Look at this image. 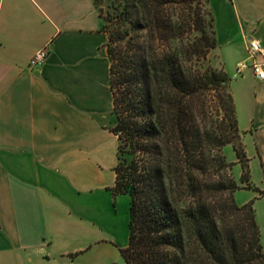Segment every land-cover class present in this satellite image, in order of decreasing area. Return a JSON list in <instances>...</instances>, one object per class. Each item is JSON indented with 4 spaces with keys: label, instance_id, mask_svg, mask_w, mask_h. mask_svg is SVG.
<instances>
[{
    "label": "crops",
    "instance_id": "0c3cea01",
    "mask_svg": "<svg viewBox=\"0 0 264 264\" xmlns=\"http://www.w3.org/2000/svg\"><path fill=\"white\" fill-rule=\"evenodd\" d=\"M208 5L251 181L255 170L260 174L257 191L238 190L234 199L252 201L257 216L264 201V80L249 70L234 78V70L246 59L248 37L264 47V0ZM103 26L94 0H0V264L122 259L130 199L111 191L117 139L102 123L112 117ZM46 44V59L29 68Z\"/></svg>",
    "mask_w": 264,
    "mask_h": 264
},
{
    "label": "trees",
    "instance_id": "16d2710c",
    "mask_svg": "<svg viewBox=\"0 0 264 264\" xmlns=\"http://www.w3.org/2000/svg\"><path fill=\"white\" fill-rule=\"evenodd\" d=\"M112 3L107 22L99 15L117 139L111 191L130 199L124 264H264L253 202L234 199L250 189L249 159L231 80L208 64L217 48L212 14L206 25L201 14L209 0ZM228 145L246 169L244 187Z\"/></svg>",
    "mask_w": 264,
    "mask_h": 264
},
{
    "label": "rangeland",
    "instance_id": "374dc122",
    "mask_svg": "<svg viewBox=\"0 0 264 264\" xmlns=\"http://www.w3.org/2000/svg\"><path fill=\"white\" fill-rule=\"evenodd\" d=\"M113 7L114 6L112 3V0H102L100 2H97V5H96V9L98 10L99 14H101V16L105 19V22H107L108 14L109 13L112 14L114 12L112 9ZM178 12L181 13V10H179ZM201 14H202V18L204 20V25H206L207 23H209L210 17H211L210 8H209L208 3H205V5L202 7V13ZM198 36H199V34H198ZM224 52H225L224 49H220L217 47L209 55L208 64L215 69H218V70L222 69L223 70L222 62H221L219 55H223ZM230 88H231V85H230ZM102 123L105 124L107 127H110L111 125L113 126L114 125L113 116L112 117L106 116V119L102 120ZM240 137H241L240 138V147L243 149L245 156H246V159H248V156H247L246 151H245L244 140H243L242 136H240ZM235 147H238V144H236ZM223 153H224L228 162L236 163V165L232 168V175H233V178L236 181V183L240 187L246 186V183L243 182L244 181V172L246 171V169L244 171V168L242 169L241 163L238 162V158L236 156V152H235L233 146H231V145L226 146L223 149ZM244 164L247 165V167L249 166L248 162H245ZM250 178H249V183H247V186H249V188L252 189V188L256 187V185L254 183L259 184V182H260V174H259L258 170H255L253 173L254 183L251 181ZM241 193H244V192H241ZM239 196L242 197L244 195L239 194L238 197ZM256 207H257L256 208V215H257L256 216V222H257V225H258L259 230H260V242H261V245L263 247V253H264V201L257 203ZM116 264H124V262L122 259H120V262H117Z\"/></svg>",
    "mask_w": 264,
    "mask_h": 264
},
{
    "label": "built area",
    "instance_id": "2783aa9c",
    "mask_svg": "<svg viewBox=\"0 0 264 264\" xmlns=\"http://www.w3.org/2000/svg\"><path fill=\"white\" fill-rule=\"evenodd\" d=\"M246 59L236 64L234 78H240L249 70L255 79L264 80V47L259 39L248 37L245 40ZM50 52L49 45H44L30 59L29 68L38 67Z\"/></svg>",
    "mask_w": 264,
    "mask_h": 264
}]
</instances>
